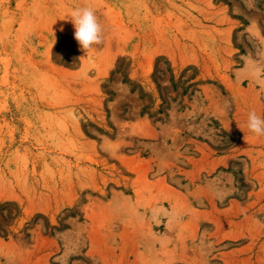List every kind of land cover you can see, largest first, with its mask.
<instances>
[{
    "label": "rangeland",
    "instance_id": "rangeland-1",
    "mask_svg": "<svg viewBox=\"0 0 264 264\" xmlns=\"http://www.w3.org/2000/svg\"><path fill=\"white\" fill-rule=\"evenodd\" d=\"M252 111L264 0H0V264H264Z\"/></svg>",
    "mask_w": 264,
    "mask_h": 264
},
{
    "label": "clouds",
    "instance_id": "clouds-1",
    "mask_svg": "<svg viewBox=\"0 0 264 264\" xmlns=\"http://www.w3.org/2000/svg\"><path fill=\"white\" fill-rule=\"evenodd\" d=\"M67 19L75 29L74 38L82 51L88 53L103 43V28L91 6L83 5L71 9ZM247 128L257 137L264 136V117L257 115L255 111L250 112Z\"/></svg>",
    "mask_w": 264,
    "mask_h": 264
}]
</instances>
